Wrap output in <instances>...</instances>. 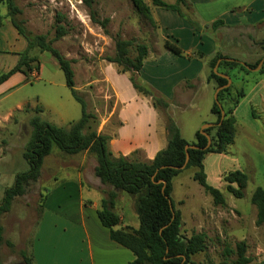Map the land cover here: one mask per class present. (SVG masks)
Instances as JSON below:
<instances>
[{
  "label": "rangeland",
  "instance_id": "obj_1",
  "mask_svg": "<svg viewBox=\"0 0 264 264\" xmlns=\"http://www.w3.org/2000/svg\"><path fill=\"white\" fill-rule=\"evenodd\" d=\"M145 2L150 8L149 14L138 11L130 0H96L93 5L96 17L99 21L108 19L103 28L100 22L92 20L90 9L82 0H14L18 8L14 15L16 20L33 35H44L46 41L64 57L72 60L74 87L85 101L86 110L97 116L96 122L90 123L97 132L109 134L111 139L117 136V129L122 124L121 118L127 123L122 135L129 137L147 131V118L150 122L153 120V113L149 110L150 98L147 97V100L146 96L144 98L135 91L128 79L130 72L118 73L121 67L105 59L113 56L117 37L132 40L130 56L136 54L135 46L138 43L146 44V66L135 75L138 82L150 84L155 90V83L164 82L165 70L172 69L176 71L174 75H178L184 68L169 63L171 51L163 46L165 30L158 27L151 14V0ZM202 8L199 11L200 25L207 22L209 26L193 28L207 37L213 33L220 42L218 46L221 52L226 51L229 58L250 64L255 63L261 53L264 55V44H260L264 39L256 34L258 28L219 26L212 32L211 24L215 18H212L215 15L214 10H211L212 4L206 0ZM58 14L60 17H57ZM0 16L1 74L18 62L27 42L10 21L4 22L3 17L10 19L6 3L0 4ZM57 18L60 21L57 22ZM58 24L63 25L66 32L56 38ZM175 29L181 35L179 40L183 46L180 42L179 44L185 51L191 40L185 34V28L176 26ZM29 55L38 59V71L22 74V78L15 77L13 81H16V86L10 88L13 84L5 87L0 92V201L4 189L14 183L16 174L29 168L23 157L31 133L29 118L37 113L43 120L69 127V123L81 115V106L72 97L63 72L50 52L34 47ZM209 57H204L208 73L211 69ZM155 61L158 62L157 66ZM30 63L33 69L37 65L35 60ZM221 69L231 78L232 95L241 87L245 94L235 111L233 110L236 118L233 143L227 152L206 153L203 159L206 181L222 191L225 204H214L212 197L193 180V167L184 169L173 178L171 197L175 207L181 212V233L186 237L199 232L206 235V248L192 255V264H230L235 255L228 251L234 249L235 243L241 240L246 241L247 254L253 258L249 264H254L264 260V225L255 224L256 207L250 200L256 187H264V73L252 70L245 72L238 66H225ZM256 80L262 83L252 90ZM239 81L240 87L235 84ZM194 82L199 84L198 79ZM186 87L183 82L177 85L175 100H185L181 92ZM199 89L201 91L196 93L193 105L172 116L181 135L190 142L194 139L195 127L200 130L204 123H214L210 122V118H216L209 109L214 93L204 88V85ZM36 107L41 111L36 112ZM158 110L165 123V117H171L168 109ZM160 126L159 121L156 127ZM111 142L110 140L109 148L112 150ZM133 151L126 157L147 160L141 149ZM112 152L115 156L122 155L121 151ZM95 165V157L87 151L66 154L53 146L51 153L44 159L39 179L30 182L25 193L16 196L9 211L1 215L3 239L0 243V260L3 264H24L20 251H24L26 247L31 250L35 236L41 238L40 242L35 240L38 264H74L75 259L84 254L82 230L77 225L79 218L76 217L79 196H86L88 191L84 189V193L80 192L77 182L79 178L89 180L88 182L99 180L94 175ZM236 169L248 176L244 196L241 198H236L227 191L223 179L224 174ZM122 194L124 197L118 199L117 208L121 216L120 223L137 227L135 196L124 192ZM58 200L70 203L76 224L72 223L69 233H63L60 226L56 231V238L64 237L69 244L61 242L57 249H51L52 244L48 245V238L52 236L51 229L54 231L52 209ZM42 213L45 214V219L40 222ZM7 241L12 246H8ZM110 259L111 257L105 260L95 258V261L96 264H105ZM119 260L123 264L122 256Z\"/></svg>",
  "mask_w": 264,
  "mask_h": 264
},
{
  "label": "trees",
  "instance_id": "obj_2",
  "mask_svg": "<svg viewBox=\"0 0 264 264\" xmlns=\"http://www.w3.org/2000/svg\"><path fill=\"white\" fill-rule=\"evenodd\" d=\"M96 0H82L83 4L90 9V16L93 21L100 22L104 28L105 18L99 21L93 10ZM138 11L150 13V8L145 0H130ZM6 3L12 25L21 34L27 46L23 54L20 55L18 62L8 71L0 74V84L6 81L15 72H21L24 75L38 71L39 61L29 55V51L38 47L40 51H48L56 59L59 68L62 70L65 84L69 88L72 97L81 106V115L78 119L72 120L69 127H63L43 120L40 115L33 114L29 118L31 133L26 144L23 157L27 161L29 168L27 171L19 172L15 176L14 183L6 187L3 191V197L0 201V243L3 239V225L1 224V215L9 211L11 202L16 196L25 193L26 186L30 182L39 179L44 159L56 146L61 152L66 154H77L82 151L91 153L96 160L94 166V175L101 183L110 186L112 189L106 192L101 199L100 208L97 209V216L101 224L108 228L111 240L128 248L134 255V259L128 264H192V255L204 251L206 248V235L203 232L193 233L190 236H184L180 231L181 212L175 207L171 197L173 190V178L186 168L193 167L192 178L212 197L214 204H225V197L219 188L210 185L206 181L203 159L206 153H225L228 147L233 143L236 132V118L233 110L237 107L240 99L244 97L243 88H239L232 95V83L218 91L217 97L224 110V118L220 124L221 111L213 100L211 113L215 115L216 120L212 126L206 127L204 132L210 136V143L207 146V137L199 130L195 133L194 141H187L179 130V127L171 117H165V130L167 143L166 146L158 150L150 160L129 159L126 156H115L109 148L111 136L103 132H97L92 127L91 121H95L97 116L93 112L86 110V104L83 98L77 93L74 87V71L71 67L72 60L64 57L49 41L45 40L44 35H33L21 25L14 17L18 11L14 0H0V4ZM153 6L162 7L167 10L177 12L181 17L189 21L194 28H200L198 22L191 17L189 3L187 0H175L174 3H167L164 0H151ZM184 10H189L186 12ZM57 17H60L59 14ZM56 21H60L59 18ZM223 25V21L218 19L212 22L211 27L215 30ZM106 31V30H105ZM63 25L56 26V38L65 33ZM132 40L117 37L115 40V51L113 56H107L109 62H113L121 67L118 73L130 72L128 79L138 94L149 97L151 105L155 109L164 110L168 107L169 101L166 100L152 85L138 82L136 72L140 71L143 61L147 56L148 48L144 43H138L136 54L130 56V47ZM163 46L178 56H185L181 47L174 41L165 39ZM198 58L203 59L205 54L200 51L194 53ZM191 57V56H187ZM228 56L215 54L209 59L210 71L207 75L209 81L215 82V88L227 82V79L219 76L213 70L218 59H221L217 66V71H222V67L238 66L241 70L249 72L240 61ZM31 60L37 62L36 67L31 66ZM255 63H245L249 67L257 66ZM264 73V62L258 70ZM185 86H190L189 80H183ZM228 103V105H225ZM36 112L41 109L36 107ZM94 122V123H95ZM188 144H194L197 147L187 149L189 158L185 162L186 149ZM136 152L133 151L132 153ZM226 182V189L236 198L244 196V189L248 182V176L245 172L236 169L223 176ZM119 192H124L135 196V210L138 219V226L125 225L121 228H115L120 223V216L114 211L115 202ZM251 203L256 207V225H264V187H256L251 194ZM8 246L12 243L7 241ZM247 243L241 240L235 243L234 249L228 251L235 257L230 264H249L253 258L247 254ZM20 255L25 264H32L31 258L27 252L20 251ZM0 264H2L0 260ZM254 264H264V260Z\"/></svg>",
  "mask_w": 264,
  "mask_h": 264
},
{
  "label": "crops",
  "instance_id": "obj_3",
  "mask_svg": "<svg viewBox=\"0 0 264 264\" xmlns=\"http://www.w3.org/2000/svg\"><path fill=\"white\" fill-rule=\"evenodd\" d=\"M187 1L189 3V8L187 9L190 10L191 17L198 22L199 26L202 27L209 26L207 22L206 23L202 22L203 25H200V19H199V11L203 10L202 4L206 3V0H187ZM209 1L212 4L211 10H214L213 14H215L212 17V18L215 17L212 21L218 19L222 20L223 25H220L222 27H237V28L256 27L258 28L256 34L259 36L260 39H264V36H262L264 35V0H209ZM174 2H167V3H174ZM151 14L155 19V21H157L158 27L165 30L166 33L165 39H169L171 41L176 42L182 49L183 45L182 42H180L179 40V37H181V35H179V33L176 32L175 29L176 26H181L185 28V34H187L189 39L191 40V43L188 46V48H186L185 51L182 49L186 57L178 56L173 53H171V55L168 57L169 63L181 65L184 67L182 72L179 73L178 75H174L176 71H173L172 69L168 71L165 70L163 72L164 76L166 77L164 78V82L160 84L155 83V88L158 90V92L166 100L170 102L167 109L169 112L168 113L169 116H171L172 118L173 114H176V112L188 110L191 107V105H193L197 97L196 93L198 92L197 94H199V92L201 91L199 88H201L202 85H204V88L206 87L207 90H212V93H214L216 89L214 82L209 81L207 79L208 70H207L206 62L204 61L206 58L205 59L198 58L194 53L196 51H200L203 54H205V57L210 56L209 59L217 53L228 57L229 55L226 51L221 52L220 46H218L220 42L215 39L213 33L209 34L208 37L205 34L201 35V33L196 32V30H194L193 25L189 21L181 17L177 12L173 10H167L158 6H153L151 8ZM0 17L2 18V16ZM3 20L5 23L7 21L11 22V19H9L7 16L3 17ZM218 27L216 29H218ZM215 30L212 29L211 31L214 32ZM179 42L182 46L179 44ZM261 43L264 44V41L260 42V44ZM261 54L262 55H259V57L256 58L257 60L264 57L263 53ZM187 56H191V57H187ZM147 58L148 55L143 61L142 69H144L146 66ZM155 63L157 66L158 62L155 61ZM22 74L23 73L21 72H15L14 74H12L6 81L0 84V92L2 91L3 88L9 87L13 84L14 85L11 86L10 88L15 87L16 81H13V79L15 77L22 78ZM185 79L189 80L190 86H187L183 90V92H181V96L183 95L185 100L179 102L178 100H175L177 85H179ZM197 79L199 81V84H196L194 82ZM260 83L262 82L256 80L255 85L252 86L251 89L255 90ZM235 84H237V86L239 87L241 86L240 81L236 82ZM206 95H208V91L206 92ZM211 96H213V94ZM142 97L145 98V96ZM213 100L214 98L212 97L210 108L213 103ZM149 105H150L149 110L153 113V120H152L153 122L148 121L149 119L147 118L146 121L147 131L135 137L124 136L122 135V130L127 123H125L121 118L122 124L119 125L117 129V134H116L117 136L114 137L113 139H110L112 141L111 143L113 144V146L111 147L112 148L111 151L114 152L121 151V154L123 156H127L131 151L138 148L143 151V153L145 154V158L147 160H150L154 157L155 153L158 150L166 146L167 138H166L165 123L162 120L159 110L153 108L151 102ZM119 112L120 110L118 111V115ZM154 115L156 116V119H154ZM158 118L160 120H157ZM215 120L216 118H210V122H214ZM159 121L161 126L156 127L157 122ZM197 130H198L197 127H195L194 139L191 141L195 140V133ZM88 181L89 180L83 181L79 178V181L77 182L79 183L78 188L80 192L82 191V193H84V189H87L88 194H86V196L81 194L77 202L78 217L76 218H79L77 225H79V227L82 230L81 243L83 245L82 250L84 254L82 256L77 257L75 259L74 264H96L95 258L97 259L103 258V260H105L108 259L109 257H111L110 262H106L105 264H121L119 260L121 256L123 259V264H128L130 261L134 259L133 253L128 248L111 240L109 236L108 228L101 224L97 216V209L100 208L101 199L106 195V192L112 188L110 186L101 183L100 180H95L92 182H88ZM123 197L124 196L122 192H119L114 206V211L119 216L120 213H118L117 211L118 199ZM68 200L71 199L69 198ZM52 211H53L52 226L54 231H52L51 229L52 236L48 238V245L52 244L50 248L57 249L58 244H60L61 242L64 244H69V241L64 237L56 238L57 229L58 228L60 229L61 226V231L63 233L65 232L69 233L70 226L72 225V223L76 224V221H74L71 205L68 202L66 203V200H58V202H56V206L52 209ZM44 217L45 214L42 213L40 222L44 221L45 219ZM125 225L126 223L125 224L119 223L115 228H121ZM39 230H40V226L38 231ZM37 239L38 242L41 241L40 237L37 238V236H35L31 250H29L28 247H26L25 249L28 257L31 258L32 264H38V256L36 252L37 247L35 245V240ZM55 242L56 245L54 244Z\"/></svg>",
  "mask_w": 264,
  "mask_h": 264
},
{
  "label": "water",
  "instance_id": "obj_4",
  "mask_svg": "<svg viewBox=\"0 0 264 264\" xmlns=\"http://www.w3.org/2000/svg\"><path fill=\"white\" fill-rule=\"evenodd\" d=\"M225 59H226V60H231V58H225ZM220 60H221V59H218V60H217L215 66H214V68H213V70H214V72H215L216 74H218L219 76H222V77L226 78V79H227V82H226L225 84L221 85V86H218V87L215 89V91H214V100H215L216 103L218 104V106H219V108H220V111H221V120H220L217 124H220L221 121H222V119L224 118V110H223L221 104L219 103V101H218V97H217L218 91H219L220 89H222V88L228 87V86L231 84V78L229 77V75L217 71V66H218V63L220 62ZM263 62H264V57L261 58V60H260V61L258 62V64H257V66H255L254 68L249 67L247 64H245V63H243V62H241V63H242L246 68H248L249 70H252V71H258V70L262 67ZM213 124H214V123H204V124L201 126L200 130H199L201 133L205 134V136L207 137V146L209 145V143H210L211 140H210V136H209L207 133L204 132V129H205L206 127L212 126ZM189 147H191V148H196L197 146L194 145V144H188V145L185 146V149H186V157H185V162H184V164L182 165V168L186 165V163H187V161H188L189 154H188L187 149H188Z\"/></svg>",
  "mask_w": 264,
  "mask_h": 264
}]
</instances>
